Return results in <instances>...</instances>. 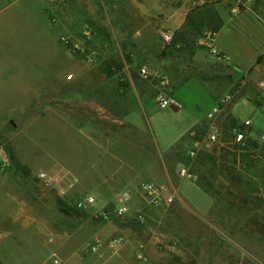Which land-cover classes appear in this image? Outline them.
<instances>
[{
  "label": "rangeland",
  "instance_id": "rangeland-1",
  "mask_svg": "<svg viewBox=\"0 0 264 264\" xmlns=\"http://www.w3.org/2000/svg\"><path fill=\"white\" fill-rule=\"evenodd\" d=\"M88 1L92 8L83 11V22L76 27L69 25L62 34L83 36L82 31H91L89 21L95 24L98 31L93 30L87 45L95 50L97 61L89 63L83 56L71 55L65 50L69 57L65 78L56 84L60 92L51 109L43 107L41 97L23 108L0 111V163H6L0 172L6 175L5 190L13 193L0 196V203L5 211L12 208L18 217L13 225L5 220L0 222V233L6 229L14 231L3 236L5 241L0 242V260L5 258L6 264H28V259L42 257L48 258L46 263H52V257L61 258L76 249L84 264L104 261L105 264H264V155L253 154L241 159V151L237 150L233 161L234 155L227 154L233 151L228 132L223 144L193 160L184 156L187 147L171 152L172 158H179L180 163L188 165L192 176L181 178V194L169 204L152 207L138 193L132 212L120 217L113 215L107 224H99L94 216L98 205L85 209L75 207V201L90 192L75 185L80 179L90 185L93 168L105 175L115 172L114 180L118 181L124 178V160H129L137 169L139 163L146 162L149 167L151 161L161 162L166 158L153 155V146L156 150L164 145L149 134L147 155L112 156L96 152L99 148L123 149L124 133L121 126L111 120L110 100L122 103L130 98L135 106L130 87L148 90L150 85L137 73L142 65L151 64L154 70L160 67L157 71L168 77L172 94L185 89L192 91L190 93L210 110L221 94L241 88L242 95L235 101L238 103L234 112L242 119L250 117L254 128L249 126L248 136L258 138L260 143L264 141V130H259L264 129V108H256L241 99L246 96L249 100H262L264 67L235 73L232 66L215 61L207 43L208 32L198 38L193 52L189 47H174L163 40L164 32L171 30L172 35L174 31L169 28V14L192 4L193 0H159L161 7L148 14L139 10L142 0ZM215 1V7L217 5L225 17L226 11L230 18L238 16L229 11L232 0ZM254 4H257L254 14L247 15L256 27H262L264 0ZM100 27L103 31H99ZM246 41L245 37L233 38L228 27L216 38V44L223 46L241 64L256 51L264 52V44H258L253 38ZM197 49L201 55L195 59ZM107 57L122 63L115 76L106 77L101 69ZM10 60L4 58L5 69H20ZM74 62H77L75 67ZM28 65L33 73V62L29 60ZM68 74L71 76L67 77ZM101 85L117 87L118 92L111 94L104 90L95 94L93 88ZM8 89L12 86L4 91L5 98L11 97ZM79 90L88 96L87 104L80 105L76 100ZM99 104L105 108H98ZM81 118L87 122L83 124ZM139 123L146 128L143 120ZM131 136V147L140 149L134 135ZM79 151H84V155H78ZM211 156L216 157L215 163L211 162ZM179 165L175 162L176 171ZM40 170L60 175V183L45 185L37 177ZM231 175L237 179H232ZM147 179L143 175L139 181ZM70 183H73L71 187ZM196 185H207L208 194ZM117 203L118 200L109 204L108 209H101L112 211ZM138 210L145 212L144 222L133 217ZM110 220L126 224L121 229L111 230ZM115 235H122L124 241L110 246L109 240ZM95 236L103 244L97 253H92L88 244ZM138 242L147 245L145 260L137 257ZM100 252H103L101 258L98 257Z\"/></svg>",
  "mask_w": 264,
  "mask_h": 264
},
{
  "label": "crops",
  "instance_id": "crops-1",
  "mask_svg": "<svg viewBox=\"0 0 264 264\" xmlns=\"http://www.w3.org/2000/svg\"><path fill=\"white\" fill-rule=\"evenodd\" d=\"M142 1L143 2H140V6L142 7H139V10L142 13L148 14L150 12H156L155 10L161 7L159 0ZM200 1L202 0H193L192 4L189 3V5L184 8L179 7L177 10H173L168 16L169 28H172L173 30L178 29L184 23L185 15L193 6V3H200ZM254 5L257 7V4H251L252 7H250L249 10L244 11L236 18H230L226 11L227 19L216 5L218 13L224 20V25L219 32L213 36L212 44L220 51L224 58L217 59L213 55L212 56L215 58V61L232 66L235 69V73H241L248 68L260 69L261 67H264V60L260 63H256L258 56H264V52L256 51L249 57V60L246 63L241 64L239 61L231 57L223 46L216 44V38L218 34L222 33L225 27H228L230 35L235 39L245 37L246 40L249 41V38H253L258 44H264V25L262 27H256L247 15L254 14ZM261 7L262 12L264 13V5ZM91 8V4L88 0H0V111L3 108L10 107L23 108L28 106L31 101H35L41 97L44 101L43 107L45 109H51L54 106V102L56 98L59 97L60 92V89H57L56 84L65 78L67 59L69 58L67 52L59 43V37L62 33H65L68 30L69 25L76 27L83 22V11L91 10ZM170 31L171 30H168L167 32L170 33ZM200 55L201 51L197 49L194 52L193 58L198 59ZM4 58L11 59L10 61L14 63L13 65H18L20 69H11V71L5 69V64L3 63ZM29 60L33 62V65H31L35 69L33 73H31L28 68ZM161 62H164V60L161 59ZM73 64V67H75L77 62H74ZM146 66L151 67L152 65L147 64ZM157 70L159 71L160 67H158L156 71ZM159 74L165 75L162 73ZM203 81L204 80H202V82ZM148 82L150 83L148 90L134 85L130 87L134 99V107L132 106V100L130 98L129 100L126 98V101L124 100L122 103L121 101L110 100L111 105L109 110H111L110 113L113 116L111 120L117 122L124 133L123 149L117 150L108 147L99 148L96 152L97 154L100 152L101 154L112 156H131L136 154L140 156L142 154L147 155V142L149 140L147 136L149 134L153 135L157 142L160 141L164 145L163 148L156 150L152 145L153 155L161 157L165 156L166 158L165 160L163 158L161 162L158 161V159L151 161L149 167L146 162L144 164L139 163L137 169L131 165L129 160H124V178L123 180L118 181L114 180L115 172H111L110 175H105L104 172L100 170L97 172V169L93 168V182L89 185L83 183L80 179L75 186L89 190L90 192L86 193H91L96 197V206L98 205L99 209H108L109 204L115 203L119 200L120 193L126 191L129 197L128 202L130 205V212H132L133 205L137 203L135 199L136 195L139 193L137 185L143 175L149 178L147 181H153L159 185L167 187L174 193L175 197H178L179 194H181L179 190L181 178L178 176V169L184 163H180L179 158L178 160L172 158L170 156L171 152L180 150L179 148L183 147L188 148L192 134L201 133L197 131L199 128L196 129V126L204 120V123L200 124V127L202 128L205 124L206 129L209 123V118L206 117L207 112H209V106L207 107L200 103V101L197 100V96L194 93H190L192 91L189 92L185 89L181 93L178 92L176 95L173 94L182 104V107L159 108L156 104V94L158 91L156 84L153 81ZM259 84L262 85L263 81ZM9 85L12 86V89L8 90L14 93V95L11 93L10 98H5L3 93ZM104 90L111 92V94L118 92L117 87L112 88L101 85V87L96 86L93 88L95 94H100ZM81 92L82 91L80 90L79 92H76V100H78L80 105L87 104V102H89L88 96ZM261 97V101H255L253 99L249 100L246 96L241 99H246L248 102L254 104L256 108H264V90L261 92ZM187 99L192 102L188 104L186 101ZM5 101H10V103L5 104ZM237 103L238 101L232 104L229 110V115L236 118L239 122L249 119L251 123L250 127L254 128L250 117L242 119L235 114L234 111ZM98 108L104 109L105 106L99 104ZM156 113L161 114H159V117H156ZM142 120L146 128H142V124L139 123ZM80 122L85 124L87 121L84 118H81ZM132 134L134 135V140H136L139 147H141L140 149H135V147L133 149L131 147L133 139V136H131ZM186 150L184 151V156ZM92 151H94V149ZM78 155H84V151H79ZM175 162L180 164L177 171L175 169ZM6 181V175L3 174V172H0V196L7 197L13 195L11 191L5 190ZM96 206L94 208H96ZM113 215L114 214L109 211V219ZM17 218V213H15L12 208L5 211L4 206L0 203V222L3 223L5 220L13 225L15 224L14 221H17ZM107 220H99L98 223L107 224ZM125 224L126 222L117 223L110 220L109 228L111 230L121 229ZM13 232L14 231L11 229H6L4 232H1L0 242L5 241L3 236L10 235ZM63 248L61 247L60 250L63 251ZM50 250L53 249L51 248ZM98 257H103V252H100ZM61 258L65 259L67 264H84L82 257L76 249H71L69 254L61 256ZM47 259L48 258L41 257L38 259L26 260L28 264H52L49 261L46 263ZM105 262L106 261L102 263ZM0 264H6L5 258L0 260Z\"/></svg>",
  "mask_w": 264,
  "mask_h": 264
},
{
  "label": "built area",
  "instance_id": "built-area-1",
  "mask_svg": "<svg viewBox=\"0 0 264 264\" xmlns=\"http://www.w3.org/2000/svg\"><path fill=\"white\" fill-rule=\"evenodd\" d=\"M205 1V0H203ZM210 1V0H208ZM262 0H232L229 7L230 13L233 15H239L243 11L249 10L251 4L260 2ZM83 36H75L74 34H61L59 37V43L63 48L71 55L83 56L87 62L93 63L97 61V56L94 49L88 48L87 40L91 37V32L88 30L82 31ZM163 40L170 42L172 35L169 32H164L162 34ZM207 43L211 54L217 59H222L224 56L220 51L214 47L211 42V36L207 37ZM138 75L145 80L153 81L158 89L156 94V104L159 108H180L182 104L175 98L171 93V86L169 79L165 75L159 74L153 68L142 65L138 68ZM68 74L67 77H70ZM242 95L241 88L232 89L221 94L214 107L209 111L208 118L209 123L203 133L196 134L193 133L190 138L189 146L185 152V157L193 160L199 154L207 151H211L214 147L223 144V121L227 120L229 115L230 107L233 103ZM250 120L245 119L243 121H238V124L231 129L232 142L243 143V141L248 136V128L250 126ZM243 125L245 129L240 126ZM6 165V163H0V170ZM178 176L180 178H190L192 175L189 172V167L186 164L181 165L178 169ZM37 177L47 186H55L60 183L61 176L45 170H40L37 173ZM73 183L69 184V187ZM139 193L145 198L147 204L150 206H157L162 203L169 204L175 198L174 193L163 185H159L153 181H140L137 185ZM64 192V191H61ZM60 192V193H61ZM129 197L126 191H122L119 195V200L117 205L111 211L115 216H124L130 212ZM97 204L96 197L91 193H86L81 195L75 201V207L77 209L94 208ZM94 216L101 221L109 219V211L105 209H96L94 211ZM137 221L144 222L146 214L143 210H138L133 216ZM124 237L122 235H115L110 238L109 245L116 246L122 244ZM102 241L95 236L88 244V249L90 252H97L102 246ZM168 248H174L173 245H167ZM147 245L144 242H138L136 245V253L139 259H146L145 251ZM52 264H67L66 260L60 257H52ZM105 264V263H101Z\"/></svg>",
  "mask_w": 264,
  "mask_h": 264
},
{
  "label": "trees",
  "instance_id": "trees-1",
  "mask_svg": "<svg viewBox=\"0 0 264 264\" xmlns=\"http://www.w3.org/2000/svg\"><path fill=\"white\" fill-rule=\"evenodd\" d=\"M216 1L215 0H205L204 2L196 3L193 5L186 13L184 23L176 30L173 31L171 41L169 44L171 46L179 48H187L189 47L192 49L196 47V42L199 37H202L205 33L208 32L211 37H213L224 25V20L218 13L216 7H215ZM92 28H90V32L92 35L93 30L98 31V28L95 27V24H93L91 21H89ZM103 31V29L100 27L99 31ZM262 60H264L263 55H259L256 63H260ZM122 68V63L118 59H113L112 57H107L103 63H101V69L103 73L106 75V77H112L118 74V72ZM204 123V120L201 121L200 124ZM200 124L196 126L197 131L203 133L205 131V124L201 128ZM238 124V120L231 115L227 116V120L223 124V135L222 138L225 140V134L228 132V136L232 138L231 129ZM242 129H245L243 125L240 126ZM248 130H250L248 128ZM232 152L227 151V154H233L235 161L236 157V151L240 150V156L241 159H244L243 157L249 158L253 154H259L264 155V141L260 143L258 138H253L250 136H247L246 139L243 141V143L239 142H232ZM211 162L216 161V157L211 156L210 157ZM232 179H237V176L231 175ZM198 187L201 188L205 193H207V190L205 187H208L207 185L203 187V185H198ZM211 192V190H210ZM208 194V193H207Z\"/></svg>",
  "mask_w": 264,
  "mask_h": 264
}]
</instances>
